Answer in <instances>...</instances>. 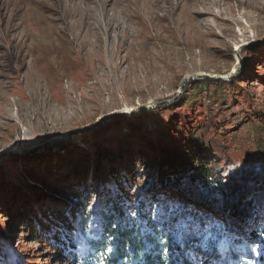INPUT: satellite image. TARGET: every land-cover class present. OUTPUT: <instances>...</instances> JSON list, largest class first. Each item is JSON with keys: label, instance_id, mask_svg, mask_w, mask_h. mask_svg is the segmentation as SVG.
I'll list each match as a JSON object with an SVG mask.
<instances>
[{"label": "rangeland", "instance_id": "1", "mask_svg": "<svg viewBox=\"0 0 264 264\" xmlns=\"http://www.w3.org/2000/svg\"><path fill=\"white\" fill-rule=\"evenodd\" d=\"M237 50L234 79L191 81L173 104L108 119L190 76L229 74ZM7 148L21 153L0 159L6 264H87L108 196L197 225L187 242L202 230L212 242L202 264H264V0H0ZM167 160L219 173L226 195L199 179L200 201L162 185Z\"/></svg>", "mask_w": 264, "mask_h": 264}, {"label": "trees", "instance_id": "2", "mask_svg": "<svg viewBox=\"0 0 264 264\" xmlns=\"http://www.w3.org/2000/svg\"><path fill=\"white\" fill-rule=\"evenodd\" d=\"M173 164L174 160L169 162L167 160L165 168L158 170V181L162 185L167 183V186L185 194L187 198L200 201L199 195L194 193V190L198 189L194 183L199 179L202 184L214 183V191L219 190L222 195H226V188L224 189L226 181L219 173L204 169L190 170L187 167L175 168ZM185 179L190 181V188L183 187ZM114 199L113 196H108L104 201L103 207L110 213L107 215L101 213L99 228L95 237L89 241L87 254L83 257L87 264H189L183 255L184 249L179 247L175 240H165L169 247L168 252H163V245L157 243V237H163L169 230L173 232L176 230L177 222H181L178 213L173 210L162 213L147 212L139 202L136 206L124 210V207ZM247 203L249 201L243 204ZM208 206L212 207L210 204ZM229 210L234 215L240 213L234 207ZM133 211L137 213L135 217L130 215ZM154 214L155 219H153ZM237 228L240 230L239 227ZM259 232L261 250L264 253V223L259 226ZM199 233V238L188 242V245L199 253L208 254L209 251L203 252L197 247L201 237L204 236L203 230ZM211 245L210 241V248Z\"/></svg>", "mask_w": 264, "mask_h": 264}, {"label": "snow or ice", "instance_id": "3", "mask_svg": "<svg viewBox=\"0 0 264 264\" xmlns=\"http://www.w3.org/2000/svg\"><path fill=\"white\" fill-rule=\"evenodd\" d=\"M233 71L235 72L237 70L234 68ZM244 163H245L244 160H239V161L234 162V166L237 167V170H239V168L244 166ZM261 168H264V162H261ZM177 206L178 204H176L175 202H170V207L175 208ZM130 215L135 217L137 213L133 211V212H130ZM155 218H156V215L154 214L153 219ZM197 230H198V226L195 224L189 225L183 222H177L176 230L174 232L172 230H169L166 234H164L163 237H157V243L163 245L162 247L163 252H168L169 247L165 243V240H169V241L175 240L177 245L181 247L182 249H184L183 255H184L185 260H187L189 264H202L203 258L200 255V253L197 252L195 248L190 247L187 242V238L191 235H195ZM210 241H211V236L208 234H205L203 237H201L200 242L197 245V247L201 251L207 252L209 251V248H210ZM220 250L221 252L227 251L226 248H221ZM0 264H6L5 259L2 254H0ZM221 264H222V261H221Z\"/></svg>", "mask_w": 264, "mask_h": 264}, {"label": "water", "instance_id": "4", "mask_svg": "<svg viewBox=\"0 0 264 264\" xmlns=\"http://www.w3.org/2000/svg\"><path fill=\"white\" fill-rule=\"evenodd\" d=\"M240 48H238V49L240 50ZM239 50L236 51L237 64H236L235 69L237 71L234 72L232 70L229 74H224V75L201 73V74H196V75L190 76V77L185 78L184 80L181 81V83H180V85H179V87L177 89V92L171 98H168L166 100H161V101H158V102H154V103L149 104V105H147V106H145V107H143L140 110L135 111V112H132V111L131 112L130 111H120L118 113L111 114L108 117V119H110L113 116L123 115V114H130V115L141 114L143 112L150 111V110L158 108L160 106L173 104L182 95L185 86L191 81H195V80H198V79H211V80H220V81L228 82V81L234 79L240 73L241 66H242V59H241V57L239 55ZM103 121H105V119L101 120L99 123H101ZM96 125H94V126H96ZM94 126H92V127H94ZM92 127L85 128L84 130H81V131H79L77 133H82L85 130L90 129ZM7 153H21V151L13 149V148H7L6 150H1L0 151V159L2 158L3 155H5Z\"/></svg>", "mask_w": 264, "mask_h": 264}]
</instances>
